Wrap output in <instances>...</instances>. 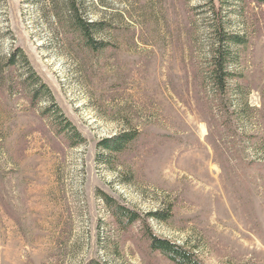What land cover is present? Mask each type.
<instances>
[{
    "label": "rangeland",
    "instance_id": "1",
    "mask_svg": "<svg viewBox=\"0 0 264 264\" xmlns=\"http://www.w3.org/2000/svg\"><path fill=\"white\" fill-rule=\"evenodd\" d=\"M150 234L264 264V3L0 0V264H175Z\"/></svg>",
    "mask_w": 264,
    "mask_h": 264
},
{
    "label": "trees",
    "instance_id": "2",
    "mask_svg": "<svg viewBox=\"0 0 264 264\" xmlns=\"http://www.w3.org/2000/svg\"><path fill=\"white\" fill-rule=\"evenodd\" d=\"M258 3H264V0H254ZM70 11L75 12V7L70 5ZM75 19L73 20V23L77 27H79L80 32L84 35L87 42H92V39H90V35L88 34V27H93L94 25L92 23H88V25H85L82 21L79 20V16L76 14L74 15ZM219 34L220 40L222 42H226L228 40L233 41V37H228V35L225 34L224 31V22L219 21ZM22 54V53H21ZM23 59H24V55ZM16 53H12L8 58L9 64H14ZM225 53H222L220 56L213 57L212 58V75L214 80V85H217L220 90L225 89L227 78L229 77V73L226 70V60H225ZM26 60V59H24ZM27 63V62H26ZM42 89H46L45 84L40 85ZM75 136L79 138V135L75 133ZM133 135L127 132L120 133L118 135H115L111 138L103 139L99 142V146L101 149L105 152H108L112 154L113 152H117L122 149L123 146L126 145L127 142L131 141L133 139ZM103 200L106 202V204L109 206V209L111 210L112 214L114 215L115 219L119 222H121L124 225H127L131 221H134L137 218L136 213L131 212L127 210L126 208L118 205H112L113 202L112 199L107 195H102ZM147 218H154V219H160L158 212H152L148 213ZM150 241H151V248L159 251L162 255H164L167 259L172 261L175 264H201L192 253L187 251L186 249L180 247L179 245L173 244L172 242L168 241L167 239H162L154 236L153 234L148 235Z\"/></svg>",
    "mask_w": 264,
    "mask_h": 264
}]
</instances>
